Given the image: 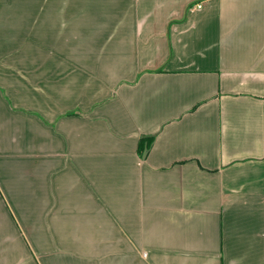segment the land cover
I'll return each mask as SVG.
<instances>
[{
  "label": "crops",
  "instance_id": "crops-1",
  "mask_svg": "<svg viewBox=\"0 0 264 264\" xmlns=\"http://www.w3.org/2000/svg\"><path fill=\"white\" fill-rule=\"evenodd\" d=\"M0 264H264V0H0Z\"/></svg>",
  "mask_w": 264,
  "mask_h": 264
}]
</instances>
